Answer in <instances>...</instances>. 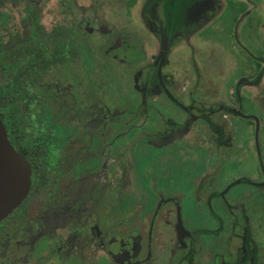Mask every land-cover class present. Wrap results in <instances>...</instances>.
<instances>
[{"label": "flooded vegetation", "instance_id": "obj_1", "mask_svg": "<svg viewBox=\"0 0 264 264\" xmlns=\"http://www.w3.org/2000/svg\"><path fill=\"white\" fill-rule=\"evenodd\" d=\"M0 121V264H264V0H0Z\"/></svg>", "mask_w": 264, "mask_h": 264}, {"label": "water", "instance_id": "obj_2", "mask_svg": "<svg viewBox=\"0 0 264 264\" xmlns=\"http://www.w3.org/2000/svg\"><path fill=\"white\" fill-rule=\"evenodd\" d=\"M28 164L8 142L0 121V218L21 199L28 186Z\"/></svg>", "mask_w": 264, "mask_h": 264}, {"label": "rangeland", "instance_id": "obj_3", "mask_svg": "<svg viewBox=\"0 0 264 264\" xmlns=\"http://www.w3.org/2000/svg\"><path fill=\"white\" fill-rule=\"evenodd\" d=\"M101 61V60H100ZM239 63H240V65H239V67H241V65H242V61L241 60H239ZM91 64H93V61H91L90 59H86L85 60V65H91ZM103 64V63H102ZM110 78V77H109Z\"/></svg>", "mask_w": 264, "mask_h": 264}]
</instances>
